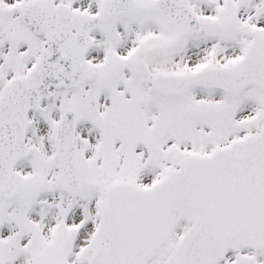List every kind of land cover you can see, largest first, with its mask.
<instances>
[{
	"label": "snow or ice",
	"instance_id": "snow-or-ice-1",
	"mask_svg": "<svg viewBox=\"0 0 264 264\" xmlns=\"http://www.w3.org/2000/svg\"><path fill=\"white\" fill-rule=\"evenodd\" d=\"M0 264H264V0H0Z\"/></svg>",
	"mask_w": 264,
	"mask_h": 264
}]
</instances>
